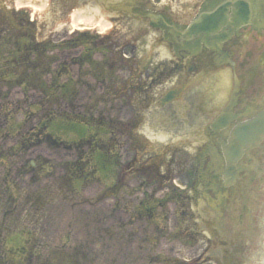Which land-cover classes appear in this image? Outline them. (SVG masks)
<instances>
[{
  "label": "flooded vegetation",
  "instance_id": "1",
  "mask_svg": "<svg viewBox=\"0 0 264 264\" xmlns=\"http://www.w3.org/2000/svg\"><path fill=\"white\" fill-rule=\"evenodd\" d=\"M20 1L0 0V264H253L264 0ZM81 7L96 24L71 29Z\"/></svg>",
  "mask_w": 264,
  "mask_h": 264
},
{
  "label": "bare ground",
  "instance_id": "2",
  "mask_svg": "<svg viewBox=\"0 0 264 264\" xmlns=\"http://www.w3.org/2000/svg\"><path fill=\"white\" fill-rule=\"evenodd\" d=\"M25 1V0H22ZM39 4V3H38ZM43 6V4H39V7ZM95 11H88L86 12L85 9H76L73 11L72 14V21L73 25H78V24H89V25H94L96 24L97 16L96 13L94 14ZM99 22L102 24V28H105L106 25L109 22H105L104 20L99 18ZM72 25V26H73Z\"/></svg>",
  "mask_w": 264,
  "mask_h": 264
},
{
  "label": "rangeland",
  "instance_id": "3",
  "mask_svg": "<svg viewBox=\"0 0 264 264\" xmlns=\"http://www.w3.org/2000/svg\"><path fill=\"white\" fill-rule=\"evenodd\" d=\"M65 157H68V154H66V156ZM263 217H264V215H263ZM98 224L100 223L99 222V218H98ZM100 225V224H99ZM258 230V233L260 234V233H264V229H256V231ZM248 231H250V230H248ZM257 240V239H256ZM263 240H264V236H262V235H260V237H259V239H258V244L253 248L254 249V252H256V255H259V253H260V251L262 250V242H263ZM83 241H86V240H83ZM257 250V251H256ZM253 261V260H252ZM99 263V262H98ZM97 263V264H98Z\"/></svg>",
  "mask_w": 264,
  "mask_h": 264
}]
</instances>
